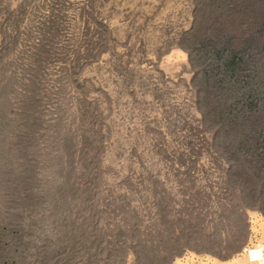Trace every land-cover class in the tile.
Here are the masks:
<instances>
[{"label": "rangeland", "instance_id": "obj_1", "mask_svg": "<svg viewBox=\"0 0 264 264\" xmlns=\"http://www.w3.org/2000/svg\"><path fill=\"white\" fill-rule=\"evenodd\" d=\"M253 211L264 0H0V264L226 258Z\"/></svg>", "mask_w": 264, "mask_h": 264}, {"label": "crops", "instance_id": "obj_2", "mask_svg": "<svg viewBox=\"0 0 264 264\" xmlns=\"http://www.w3.org/2000/svg\"><path fill=\"white\" fill-rule=\"evenodd\" d=\"M247 225L248 242L232 255L226 258H215L208 254L188 252L182 257L177 258L175 264H257L247 260L244 247L254 243H260L264 246V215L253 211L248 216Z\"/></svg>", "mask_w": 264, "mask_h": 264}, {"label": "built area", "instance_id": "obj_3", "mask_svg": "<svg viewBox=\"0 0 264 264\" xmlns=\"http://www.w3.org/2000/svg\"><path fill=\"white\" fill-rule=\"evenodd\" d=\"M244 252L249 262L257 264H262L264 262V246L262 244H249L244 247Z\"/></svg>", "mask_w": 264, "mask_h": 264}, {"label": "trees", "instance_id": "obj_4", "mask_svg": "<svg viewBox=\"0 0 264 264\" xmlns=\"http://www.w3.org/2000/svg\"><path fill=\"white\" fill-rule=\"evenodd\" d=\"M229 5H230V4H228V2H225V1H224V3H222L221 5H217V8H221V7H222V9H224V10L226 11L227 8L231 7V6H229ZM194 19H195V26H197V30H198L200 33L204 34L205 32L200 31V27H201V28H203V27L200 25V22L198 21V17L195 16ZM210 26H211L210 22L207 23L206 26H204V30L206 31V30L210 29ZM215 28H216V27H215ZM222 28H223V30H224V27H222ZM206 38H208V36H206Z\"/></svg>", "mask_w": 264, "mask_h": 264}]
</instances>
